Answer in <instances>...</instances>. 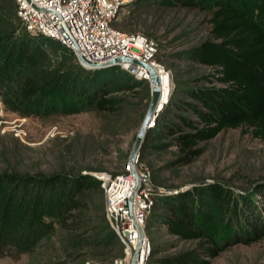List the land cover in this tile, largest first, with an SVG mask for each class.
<instances>
[{
    "label": "trees",
    "instance_id": "1",
    "mask_svg": "<svg viewBox=\"0 0 264 264\" xmlns=\"http://www.w3.org/2000/svg\"><path fill=\"white\" fill-rule=\"evenodd\" d=\"M162 2L207 13L211 34L189 50V57L209 68L182 86L188 96L175 99L171 94L147 135L163 139L171 134L164 145L177 144L182 162L203 152L201 140L227 127L240 126L264 138V0ZM12 10V3H0V12ZM8 22L0 15V28ZM149 82L117 64L85 66L59 38L28 30L0 31V98L7 109L22 115L115 111L123 98L110 92ZM100 183L90 172L0 169V256L27 253V264H82L90 247L123 246L105 212V191L97 202L101 218L85 216ZM158 200L169 209L160 214L170 232L198 239L192 247L160 256L163 263L210 264L227 245L264 236V178L245 190L221 180L196 182L160 194ZM216 219L226 229L222 242ZM159 249L153 245L150 259Z\"/></svg>",
    "mask_w": 264,
    "mask_h": 264
},
{
    "label": "rangeland",
    "instance_id": "2",
    "mask_svg": "<svg viewBox=\"0 0 264 264\" xmlns=\"http://www.w3.org/2000/svg\"><path fill=\"white\" fill-rule=\"evenodd\" d=\"M0 3L14 5V10L0 12L9 19L0 31H27L17 13L16 1L0 0ZM114 25L156 38L157 56L172 74L175 99L188 96L181 90L182 86L209 68L189 57V50L211 34L208 15L200 8L170 5L162 0H135L121 10ZM109 94L123 98L119 109H89L44 116L22 115L7 109L0 98V169L93 174L99 170L124 171L151 100V82ZM172 108L195 116L192 110L174 105ZM170 116L180 122L173 112ZM171 137L167 134L159 139L150 133L140 150L139 165L151 168L152 183L161 187L160 194L213 180L245 190L254 185L255 179L264 178V138L254 137L240 126L224 128L215 136L201 140L199 144L204 146L203 152L189 162L180 161L177 144L164 145ZM101 191L104 192V188L100 183L93 191L90 208L85 212V216H92L95 221L101 218V210L97 209ZM168 212L169 209L158 200L147 217L146 227L152 247L157 245L160 248L153 251L149 264H166L159 259L160 256L197 243V238H181L168 230L160 214ZM216 226L217 239L222 242L226 229L219 219H216ZM123 254V246L119 243L90 247L82 264H115L116 258ZM210 260V264H264V236L251 243H231ZM29 261L27 253L20 258L0 256V264H27Z\"/></svg>",
    "mask_w": 264,
    "mask_h": 264
},
{
    "label": "built area",
    "instance_id": "3",
    "mask_svg": "<svg viewBox=\"0 0 264 264\" xmlns=\"http://www.w3.org/2000/svg\"><path fill=\"white\" fill-rule=\"evenodd\" d=\"M15 1L17 13L29 32L59 38L73 48L82 63L80 55L90 64L121 56L115 64L138 77L151 80L150 65L157 70L160 85L163 73L172 77L170 69L157 56L155 37L114 25L121 10L135 0ZM158 114L159 111L152 125L156 124ZM94 174L105 191L106 215L123 243L124 254L116 258L115 264H132L139 244L136 264H149L152 242L146 222L162 190L152 183L151 168L139 165L138 158L135 164L129 160L124 171L99 170Z\"/></svg>",
    "mask_w": 264,
    "mask_h": 264
},
{
    "label": "water",
    "instance_id": "4",
    "mask_svg": "<svg viewBox=\"0 0 264 264\" xmlns=\"http://www.w3.org/2000/svg\"><path fill=\"white\" fill-rule=\"evenodd\" d=\"M80 57H81V60H83V63L84 64L87 63L89 66L112 65V64L117 63L122 58L121 56H117V57H115V58H113L110 61L105 62V63L90 64L86 61V59L82 55H80ZM134 60H137V59H134ZM150 69H151V80H150V82H151V87H152V96H151V100H150L149 106L147 108V111L145 113V116L143 118V121L141 123V126L139 128V132L137 135L136 142L134 144L133 150H132L131 155H130L129 160L133 164L136 163V160L140 156V150L144 145L146 136L148 134V130L152 126V122L154 120L155 114L163 106V103L161 101L162 96H161V85H160L159 74H158L157 70L154 68V66L150 65ZM142 237H143V231H141V238ZM139 248H140V244H139L138 248L136 249L135 254L133 255L132 264H136V258H137V255L139 253Z\"/></svg>",
    "mask_w": 264,
    "mask_h": 264
},
{
    "label": "bare ground",
    "instance_id": "5",
    "mask_svg": "<svg viewBox=\"0 0 264 264\" xmlns=\"http://www.w3.org/2000/svg\"><path fill=\"white\" fill-rule=\"evenodd\" d=\"M162 103L163 106L159 109V111L165 106V104L169 101L171 93H172V77L167 75V73H163L162 77Z\"/></svg>",
    "mask_w": 264,
    "mask_h": 264
}]
</instances>
